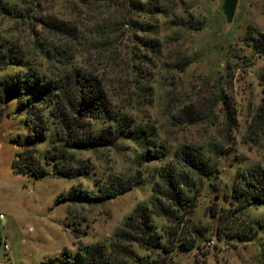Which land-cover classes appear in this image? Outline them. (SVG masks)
Returning <instances> with one entry per match:
<instances>
[{"label": "rangeland", "instance_id": "rangeland-1", "mask_svg": "<svg viewBox=\"0 0 264 264\" xmlns=\"http://www.w3.org/2000/svg\"><path fill=\"white\" fill-rule=\"evenodd\" d=\"M223 1L160 0L163 13L141 18L152 24L148 35L160 42L155 50H147L133 39V33L124 30L112 34L111 47L107 46L103 25L98 30L87 21L81 22L72 36L74 44L67 43L105 82L116 110L130 114L140 125L151 126L159 143L171 151L180 147L219 150V156H211L212 172L199 181L200 195L187 219L203 236L200 247L185 250L197 233L187 222L175 238L170 236V224L159 219L163 244L168 250L174 246V251L159 256L135 246L136 252L153 264H160L163 255L171 258V264H264V231L253 236L259 227L257 218L264 220V206H251L240 213L236 211L239 204L230 205L226 199L232 195L238 172L259 165L264 171V138L257 143L246 141L248 125L264 102V53L254 47V39L264 33V0H239L232 15ZM44 6L59 17H71L67 0L47 1ZM82 14L89 20L96 17L87 9ZM179 19L186 23L191 19L200 29L176 25ZM29 30L25 19L16 22L0 17V31L25 47L30 45ZM51 38L53 44L65 46L63 36ZM33 53L37 57L39 52ZM13 71L0 70V78ZM17 104V100L9 103L0 123V209L5 219L12 220L16 241L10 263L51 264L52 258L64 256L65 249L75 254L79 244L109 248L114 233L137 206L149 204L162 163L156 160L139 167L136 155L141 146L126 141L117 148L74 152L78 163L94 168L90 175L39 177L23 170L22 164L21 169L15 165L20 147L13 139L28 134L26 118ZM230 111L236 119L234 130L229 125ZM45 149L42 145L41 153ZM111 177L138 178V185L99 204L66 199L74 187L97 192L92 187L95 180ZM215 208L223 215V222L210 216ZM218 230L222 240H218ZM209 241L215 245L207 247Z\"/></svg>", "mask_w": 264, "mask_h": 264}, {"label": "trees", "instance_id": "trees-1", "mask_svg": "<svg viewBox=\"0 0 264 264\" xmlns=\"http://www.w3.org/2000/svg\"><path fill=\"white\" fill-rule=\"evenodd\" d=\"M47 1L51 0H29L27 3L0 0V17L16 22L25 19L30 29L27 41L31 47H25L0 31V70L14 69L12 74L0 78V123L7 115L9 103L17 100L28 128L25 138L13 139L20 147L19 160L15 161V165L20 168L19 164H22L23 170L39 177L73 179L87 176L94 172V168L78 163L74 152L117 148L126 141L141 146L136 155L139 167L156 160L162 163L149 204L137 206L114 233L109 248L78 243L80 246L75 254L65 249L63 257L52 258L50 263L153 264L139 255L135 246L159 253V256L162 252L174 251V246L168 250L163 244L164 234L157 224L159 219L170 224V236L175 238L187 222L191 226L189 229L197 233L185 250L199 248L203 236L196 230L198 227L187 219L200 195L202 185L199 181L212 172L211 156L218 155L219 150L180 147L171 151L165 143H159L151 126L140 125L130 114L116 110L105 82L89 70L83 56L67 44H74L72 36L77 33L79 24L87 21L98 30L103 25L107 46L111 45L109 39L112 34L124 30L133 33V39L147 50L158 49L159 40L148 35L152 24L141 18L151 19L163 13L165 10L160 0H67L70 18L59 17L46 9L44 5ZM83 9L96 17L90 20L83 18ZM175 24L200 29V24L196 26L191 19L187 23L179 19ZM56 35L63 36L65 46L50 41ZM254 47L258 53H264V33L254 39ZM36 50L39 52L37 57L33 53ZM224 104L230 108L228 101ZM229 113V125L234 130L236 119L233 112ZM247 135V143H257L264 138V102L249 123ZM42 145H46L43 153L40 150ZM111 179H96L92 187L97 192L74 187L66 199L73 203L99 204L114 200L138 185V178L132 181L122 177ZM226 197L230 205L239 204L236 211L240 213H246L251 206H264V171L260 165L238 172L232 195ZM220 209L227 211L226 208ZM209 214L212 218L218 217L219 222L224 221L223 215H218V208L212 209ZM256 222L259 227L253 236L264 231L263 218H257ZM74 235L77 239L78 236ZM217 236L218 240H222L219 230ZM175 242L171 240L172 245ZM162 257L160 264L172 263L169 256Z\"/></svg>", "mask_w": 264, "mask_h": 264}, {"label": "crops", "instance_id": "crops-1", "mask_svg": "<svg viewBox=\"0 0 264 264\" xmlns=\"http://www.w3.org/2000/svg\"><path fill=\"white\" fill-rule=\"evenodd\" d=\"M249 1H253V0H249ZM223 5H224V7L227 8L229 14L232 15L237 10V7L239 6V0H224ZM227 5H228V7H227ZM0 214H3L1 209H0ZM13 225L14 224H13L12 220L11 219L8 220L7 218L4 221L0 222V264H11L10 263L11 258H12L11 252L14 253L15 242H16L15 237L12 234ZM3 236H5L7 238L9 245H11L10 246V252H9L8 256H5L3 253V249H2V245H1V239Z\"/></svg>", "mask_w": 264, "mask_h": 264}, {"label": "built area", "instance_id": "built-area-1", "mask_svg": "<svg viewBox=\"0 0 264 264\" xmlns=\"http://www.w3.org/2000/svg\"><path fill=\"white\" fill-rule=\"evenodd\" d=\"M5 220V215L0 214V222ZM1 245H2V249H3V253L5 256L9 255L10 252V245L7 241V238L5 236L2 237L1 239ZM215 245V241H209L207 243V247H213Z\"/></svg>", "mask_w": 264, "mask_h": 264}]
</instances>
